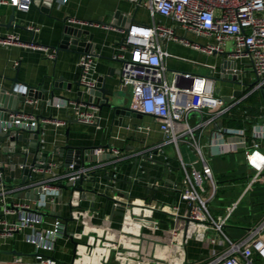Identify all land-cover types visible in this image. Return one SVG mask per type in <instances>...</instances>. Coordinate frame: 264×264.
Instances as JSON below:
<instances>
[{"label": "crops", "instance_id": "0c3cea01", "mask_svg": "<svg viewBox=\"0 0 264 264\" xmlns=\"http://www.w3.org/2000/svg\"><path fill=\"white\" fill-rule=\"evenodd\" d=\"M140 1L135 3L130 0H53L46 2V5L43 6L42 0H33L27 11L15 8L14 23L23 27L8 28L5 24L10 21L12 6L1 3L0 0V33H16L22 40V44H0V85L10 88L13 84L11 78L15 76H18L21 83L32 87H37L44 82L43 87L47 89L51 86V75L56 78H64L68 83L79 81L78 63L83 52L74 49H56L61 41L64 27L72 26L88 31L87 34L83 33L82 37L88 40L90 49L96 55L97 80L107 77V85L115 87L120 95L125 94L126 91L132 94L131 89L125 86L120 78L122 63L114 57L117 47L125 38L124 29L133 22L173 23L159 14L153 15L144 4L148 0ZM69 18L113 24L116 28L107 29L102 26L82 25L69 22ZM118 22L120 23L118 24ZM29 25L38 27L39 30L31 31L27 28ZM177 32L180 35H185V31L181 28H177ZM187 37L200 42L206 41L191 34H187ZM31 42L45 46L48 50L27 46ZM161 46L173 54V56L164 59L169 71L179 70L193 74H201L199 71H202L205 73L202 75L215 77L216 93L225 98L228 104L239 100L228 112L215 118L211 129L204 130L201 137L202 143H206L212 135V130L221 125L245 127L250 131L256 122L264 120L260 104H258L259 108L255 104L254 107L247 105L243 110H240V105L260 90L248 94L251 89L247 78L243 79V82H234L225 77V68L235 66L227 59V55L223 53L210 55L182 43L166 40H161ZM225 46L226 44H224L225 52H229L233 47L228 50ZM51 53L55 55L54 58L49 57ZM224 62H227L228 65L222 69ZM195 64H199L200 67H196ZM209 64H215L217 70L209 67ZM202 67L203 69H201ZM209 69L212 70L211 74ZM220 80L221 82H219ZM76 92L77 86L74 83L71 90L58 89L55 92V97H52L50 93H45V98H42L41 95L33 96L40 100L36 107L24 103L19 106L20 110L33 111L41 121L48 120L45 123L41 122L42 141L40 145L41 149L50 152L47 156L48 160L63 161L65 155H61L59 150L67 143L88 147L116 146L131 157L122 161L117 170L113 165H107L103 170L96 171L97 181L93 184L85 183V187H88L90 191L83 195L77 193L78 199H73V204H75L73 210L77 214L67 227L73 239L68 236L59 238L56 249L51 253L48 252V255L51 254L61 263L66 264L73 261L79 262L78 264H102L103 258H105V264H131L140 254H146L149 245L152 244V253L156 251V255L164 260L167 251H161L160 248L166 246L157 242L160 239L169 238V229L177 226L174 220L160 211L139 206L128 208L124 215L112 211L115 199L128 200L133 204L137 200L153 204L176 202L179 199V192L172 186L174 183L181 182L185 173L176 149L170 150L166 145L162 150L153 151V157L134 156L143 150H146L147 154H151L150 148L164 140V134L158 123L149 115H143L141 118L122 115L114 117L107 108H104L101 112L102 119L99 127L95 124L72 121L73 109L66 104L67 100L62 96L69 99L75 98ZM35 93L36 91H33V94ZM50 100L54 105L49 103ZM58 103L61 105L60 107L57 106ZM130 104L131 102L124 106L130 107ZM252 109H255L256 112H253L254 114L251 116ZM193 114L195 116H191L190 120L196 118V122L203 117L204 119L209 118L208 113L193 112ZM51 118L64 119L66 124L58 126L54 121L49 120ZM137 125L149 127V129L139 130ZM68 129L69 134L67 135ZM20 133L23 135L21 139H19L18 133H15L14 136L11 132L0 133V163L5 167L6 175H9L11 168L15 167L14 182L16 184L21 175L18 164L24 161L32 163L36 155L32 153L35 150L32 147L30 155L25 152V148L30 147L31 142H35L34 139L30 138L27 132ZM184 145L185 153L182 148L180 149L185 162L188 164L194 162L195 168L200 169L201 164L195 162V153L187 144L184 143ZM172 151H175L176 155L169 153ZM221 155L212 158L211 165L218 188L215 197L209 201V209L213 217L217 219L226 215L233 204L238 202L227 219L224 231L229 238L239 241L250 228L264 220V181L259 184L260 179L264 176V142L257 151L249 152L240 149ZM101 159L108 160L109 156L104 155ZM64 169L65 167H61L55 171ZM188 169L189 172H192L190 165ZM257 172H260L257 181L244 194L246 182ZM206 189L204 193L209 196V183H207ZM26 198L24 195L20 199ZM72 198L73 193L70 189H61L59 200L62 204L59 208L65 217L72 212L68 204ZM93 209L98 210V215L91 216ZM116 210L122 211L118 208ZM185 210L186 207L182 204L181 211ZM48 219L52 221L53 217L50 216ZM143 220H146L147 223H159L162 229L155 231L145 228ZM211 229H213L212 226H209L197 233L192 228L185 246V254L178 260L183 259L187 264L189 261L191 264H201L216 255L213 253L214 250L222 251L224 246L221 243H210L209 236L216 234V231L213 229L214 232H211ZM28 231L18 233L13 238L0 240V260H9L14 256H23L25 259L34 257V246L24 240V235ZM144 233H148V236ZM217 237L222 239V235L219 233ZM141 238L144 239L142 244ZM103 240L118 243V250L104 247ZM13 249L21 252L22 255L12 253ZM156 261L154 259V262L150 264H167Z\"/></svg>", "mask_w": 264, "mask_h": 264}, {"label": "built area", "instance_id": "2783aa9c", "mask_svg": "<svg viewBox=\"0 0 264 264\" xmlns=\"http://www.w3.org/2000/svg\"><path fill=\"white\" fill-rule=\"evenodd\" d=\"M130 1L141 2L140 0ZM32 2L33 0H1V3L22 11L29 10ZM144 4L153 15L159 14L173 23L167 24L161 21H154L152 24L131 23L124 29L125 38L117 47L114 55L115 59L122 63L121 81L132 92L130 108L135 112L152 116L164 134V140L150 148L151 154L143 150L134 156L153 157V151L162 150L164 146L174 144L185 173L181 182L174 183L172 186L179 192V199L172 204L164 202L153 204L142 200L134 201L135 204H133L128 200H114V208L124 206L127 210L139 206L157 210L177 223V226L169 229L168 241L160 239L157 242L170 248L164 260L156 255V251H153L151 256L140 254L131 264H150L154 262V259L157 260L156 262L167 264H187L183 259L178 260L185 254V245L180 242L183 238L181 222L185 216L191 220V230L193 228L197 233L212 226L216 234L209 236L210 243H221L224 246L220 252L214 250L213 253L216 255L201 264H256L254 258L264 264V220L250 228L241 240L234 241L225 234L224 228L231 211L236 208L238 202H235L231 210L222 217L216 219L211 214L209 201L215 197L218 183L207 157L240 149L249 152L259 150L264 142V120L256 122L250 131L245 127L221 125L212 130V135L206 143H202L201 137L204 130L211 129L215 118L228 112L239 100L228 104L225 98L217 95L214 76L179 70L169 71L164 59L173 54L161 46V40H166L182 43L210 55L223 53L230 61H236L235 66L225 68L226 75L237 76L240 82H243V79L255 77L256 82L252 83L254 88L248 94L263 89L264 0H148ZM68 21L88 26H102L107 29L116 28L113 24L81 21L75 18H69ZM27 28L31 31L39 30L33 25ZM177 28L183 29L185 35L178 34ZM187 34L206 41L192 40L187 37ZM228 40L233 41V47L229 52H225L224 44ZM0 44H22V40L16 33H0ZM27 46L48 50L47 47L34 42L28 43ZM49 57L54 58L55 55L51 53ZM78 66L81 83L86 87L95 86L97 83L96 55L91 52L82 54ZM208 66L217 70L215 64ZM170 75L171 81H169ZM23 103L36 107L40 100L33 96H26ZM49 103L53 104V101L50 100ZM66 104L72 107L74 115L80 122L95 124L99 127L102 115L98 107L78 105L72 100H67ZM57 106L61 105L58 103ZM193 112L208 113L209 118L204 119L203 117L192 125L190 117ZM49 120L54 121L58 126L66 124L64 119L51 118ZM46 121L48 120L41 121L33 111L20 110L16 114L10 112L6 118H0V133L8 134L15 127L20 130L18 134L28 132L35 130L41 122ZM146 128L149 129V127L137 125L139 130ZM180 143L187 144L195 153V162L201 164L200 169L195 168L194 162L192 164L185 162ZM25 152L30 155L32 148H25ZM32 153L36 154L35 150ZM104 155H108L109 159H101ZM41 156L37 159L40 164L32 168L31 176H34L35 180L30 184L8 187L5 180L6 174L0 171V240L13 238L18 233L29 230L25 233L24 240L32 244L37 253L32 259L14 256L9 260H0V264H66L61 263L53 255H48V252L51 253L56 249L59 238L67 236L68 225L66 226L64 219L43 215L42 212H45L47 208L53 210L56 204L59 206L62 204L59 200L62 185L69 180L84 177L86 180L84 186L85 183L93 184L97 181L96 171L103 170L107 165H113L117 170L122 161L131 157L116 146L89 147L83 154L85 165L81 163L79 167H76L75 159L71 162H67L65 157L61 162L41 161ZM83 157L82 161H84ZM189 165L192 172H189ZM30 166L31 163L24 161L18 164V169L22 171ZM61 167L65 169L55 171ZM48 173L49 175H46ZM259 174L260 172H257L246 182L244 194L257 181ZM205 183L210 185L207 197L202 195L207 190ZM39 186L42 187V191L38 193L37 199L28 198L27 200V198L20 199L12 196L14 191L24 190L26 192ZM70 202L74 203L73 198ZM182 204L186 207L184 212L181 211ZM98 213V210L93 209L91 216L98 215ZM71 214L76 217L77 212L73 210ZM50 216L53 217L52 221L48 219ZM143 221H145L142 222L145 228L155 231L162 229L159 223ZM218 233L222 235V239L217 237ZM141 241L142 244L144 239L141 238ZM102 244L106 248L116 250L119 248L118 243L108 240H103ZM180 247L184 248L183 251ZM102 262L105 264V258ZM70 264H75V261Z\"/></svg>", "mask_w": 264, "mask_h": 264}, {"label": "water", "instance_id": "95a60500", "mask_svg": "<svg viewBox=\"0 0 264 264\" xmlns=\"http://www.w3.org/2000/svg\"><path fill=\"white\" fill-rule=\"evenodd\" d=\"M53 0H42L43 6H45L46 2H52ZM15 12L16 9L15 7H12V15L10 17V21L8 24H5L6 27H23L20 24H15ZM120 22H118L119 24ZM123 24V23H122ZM130 24V23H129ZM83 33H88V31L75 28L72 26H65L63 33H62V38L59 43V46L56 47L58 50H78L79 52H91L94 53L88 44V40L82 37ZM90 49V50H89ZM233 65H236V61H231ZM225 65H228L227 62H224L222 65V69L225 68ZM51 86L49 89L44 88V82L40 83L39 86L37 87H32L28 84L21 83L19 81L18 76H15L11 78L13 81V84L11 85L10 88H7L5 86L0 85V118H6L7 114L12 112L14 114L18 113L20 111V104L24 102V97L26 96H36L38 97L41 95L42 98H45V93H50L52 97H55L56 94L55 92L58 89H64V90H71L73 84L75 83L77 86V92H76V97L75 98H67L65 96H62L64 99L67 100H72L76 102L78 105L82 104L85 106H96L99 108L100 113L104 108H107L109 112L112 114V116L116 117L117 115H122V116H133V117H143V113L135 112L133 111L130 107H126L122 104L116 103L113 100V97H115L118 93V90L115 89V87H111L107 85V77L105 78H98L97 83L93 87H86L84 86L81 81H77L74 83H68L64 78H56L54 75H51ZM226 78H229L233 80L234 82H239L237 80V76H231V75H225ZM30 91V92H29ZM33 91H36L35 94H33ZM42 93V94H39ZM71 120L74 122H80L78 118H76L75 115H72ZM19 128H13L11 131L12 136L15 135V133L19 132ZM29 134V137L34 139L35 142H31L30 147L35 149V157L31 163L30 167L25 168L24 170L21 171L20 175V180L18 184L14 182V178L16 176V171L15 167L11 168L10 174L6 175V182L8 187H13L15 185H23V184H30L32 181L35 180L34 176H31L32 173V168L34 166H38L40 163L37 162V159L40 155L41 161H47L48 154L50 152L44 151L41 149V124L35 129L27 132ZM67 135L69 134V129L66 131ZM19 139L23 138V135L19 133L18 135ZM88 146H83V145H70L66 144L63 148L59 150L61 155H65L66 161L71 162L72 159H75L76 162V167H79L81 163L82 165H85V157H83V154L85 153L86 149H88ZM84 158V161L81 160V158ZM1 172L5 173V167L2 166L0 168ZM86 180L84 177L78 178L76 180H69L65 185H62L63 188L70 189L71 192L73 193V199H78L77 198V193H82V195L86 192H89L90 189L86 188L84 186V182ZM42 191V187H35L34 189H31L29 191L25 192V196L27 198L31 199H37L38 198V193ZM81 196V195H80ZM77 204V203H76ZM75 204H72L71 202L69 203L70 210L73 211ZM60 206L56 204L54 206L53 210H50L47 208L45 212H42L43 215H52L54 217L62 218L66 222V226L68 223L72 220L75 219V217L70 214L69 216L65 217L61 214L60 212ZM118 209H121L122 211H117L116 208H113L112 212H116L120 215L125 214V207L124 206H119ZM188 215V212H187ZM182 225V237L180 239V242H183L184 245L186 246L187 239L191 230V220L188 216H185L183 221L181 222ZM66 235L70 238L73 239L72 235L69 234L66 231ZM183 247H180V250L183 251ZM14 254L17 255H22L21 252H18L17 250L13 249L11 251ZM35 254H37L35 252Z\"/></svg>", "mask_w": 264, "mask_h": 264}, {"label": "rangeland", "instance_id": "374dc122", "mask_svg": "<svg viewBox=\"0 0 264 264\" xmlns=\"http://www.w3.org/2000/svg\"><path fill=\"white\" fill-rule=\"evenodd\" d=\"M193 40V39H192ZM233 46V41L232 40H228L227 42H226V48L229 50L231 47ZM164 47H165V45H164ZM196 65V67H200L199 66V64H195ZM198 65V66H197ZM207 68V67H206ZM200 69V68H199ZM201 69H203V67L201 68ZM210 70V74L212 73L211 71V69H209ZM199 73H201V74H205L204 72H202V71H199ZM171 79H172V77H171V75L169 76V81H171ZM247 81H248V84H249V88L251 89H249L250 91L249 92H251L252 90H253V88H254V86L252 85V83H255L256 82V78L255 77H253L252 76V79L251 78H248V79H246ZM219 82H221V80L219 81ZM260 91H258L257 93H255L254 95H252L251 96V98H249V99H247V100H245L241 105H240V110H243L247 105H250V106H252V107H254V105L255 104H257V106H258V104H260V109H261V112H263L264 113V91H263V89H259ZM248 92V93H249ZM132 94L131 93H128L127 91L125 92V94H123V95H120L119 94V92L117 93V95L115 96V97H113V100L116 102V103H119V104H122V105H125V104H129L130 102H131V100H132ZM258 108H259V106H258ZM258 111V110H257ZM253 112H256V110L255 109H252L251 110V116L254 114ZM191 116H195V114H192ZM195 118V117H194ZM200 118V117H199ZM190 123L192 124V125H195V123H196V118L195 119H191L190 120ZM169 147V149L171 150V149H173L174 150V148H175V145L174 144H169L168 145ZM180 146H181V148H182V150H183V152L185 153V145H184V143H180ZM169 150V151H170ZM169 153H171V155H176V152L175 151H172V152H169ZM228 155V154H227ZM221 156H226V155H221ZM208 157V160H209V162H210V164L212 163V158H213V156H207ZM263 181H264V176H263V178H261L260 179V183L259 184H262L263 183ZM205 185H207V183H205ZM24 194H25V191L24 190H22V191H14L13 192V194H12V196L14 197V198H23L24 197ZM202 195L204 196V197H207L206 196V194L205 193H202ZM248 198V197H247ZM49 207V206H48ZM211 232H214V230L213 229H211ZM145 235H147L148 236V233H144ZM166 241H168L169 240V238H167V239H165ZM151 253H152V244H150L149 245V250L147 251V255L148 256H151ZM254 260H255V263L256 264H262V262L261 261H258V260H256L255 258H254ZM79 262H75V264H78ZM188 264H191V262L189 261L188 262Z\"/></svg>", "mask_w": 264, "mask_h": 264}, {"label": "bare ground", "instance_id": "6f19581e", "mask_svg": "<svg viewBox=\"0 0 264 264\" xmlns=\"http://www.w3.org/2000/svg\"><path fill=\"white\" fill-rule=\"evenodd\" d=\"M160 250H161V251H165V252H166V251H169V250H170V248L166 246V247H161V248H160Z\"/></svg>", "mask_w": 264, "mask_h": 264}, {"label": "trees", "instance_id": "16d2710c", "mask_svg": "<svg viewBox=\"0 0 264 264\" xmlns=\"http://www.w3.org/2000/svg\"><path fill=\"white\" fill-rule=\"evenodd\" d=\"M253 93H254V92H253ZM255 93H256V92H255ZM255 93H254V94H255ZM254 94H253V95H254Z\"/></svg>", "mask_w": 264, "mask_h": 264}]
</instances>
